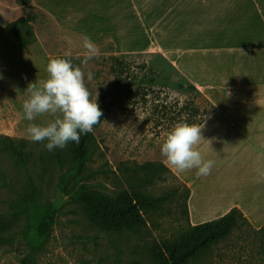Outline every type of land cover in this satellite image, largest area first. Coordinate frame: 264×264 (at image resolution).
Segmentation results:
<instances>
[{
    "label": "rangeland",
    "instance_id": "rangeland-1",
    "mask_svg": "<svg viewBox=\"0 0 264 264\" xmlns=\"http://www.w3.org/2000/svg\"><path fill=\"white\" fill-rule=\"evenodd\" d=\"M124 3L129 1L0 0V22L34 17L30 29H25L31 40L28 49L0 36V139H11L28 157L25 166H18L10 153L0 149V215L12 223L0 237V264H153L150 250L155 243L175 240L190 226L224 216L223 208L233 200L248 201L254 215H264V39L236 45L221 40L211 45L202 41L200 28L192 33V26L167 23L162 30L163 50L148 48L122 55L111 42L96 45L98 58L84 68L85 74H94L91 81L85 80L86 86L98 105L116 103L94 132L89 160L79 171L67 158L59 165L52 153L48 155L46 142L29 138V124H44L53 117L24 119L22 106L30 96L28 86L48 78L50 58L72 57L76 65L80 64L76 57L83 59V38L61 28L56 19L67 28L76 26L88 32L96 43L116 37L123 49H141L151 43L153 35L138 16L128 14L129 4ZM112 18L114 29L107 24ZM127 22L129 29L135 23L130 33L124 30ZM255 27L264 34V24ZM65 36L72 40L71 45ZM238 50L256 52L255 57L245 58L250 65L241 69V79L251 80L246 83L248 88L236 87L238 80L230 84L223 79L225 74H233V66L238 64L233 52ZM117 60L125 66L120 67ZM206 63L210 64L204 69ZM227 63L232 66L226 67ZM139 86L158 94H151L148 104L141 100L124 104L123 92ZM193 98L207 118L219 108L218 115L201 126L204 139L198 148L205 160L215 162L211 174L202 177L195 169L180 171L169 164L161 146L176 124L158 123L152 116L151 101L183 104ZM230 146L234 151H227ZM148 163L165 164L172 171L150 184L140 170ZM31 184L41 205L55 207L54 223L43 239L32 229L27 203ZM83 185L112 197L124 190H138L152 198L170 195V200L144 213L145 227L107 232L93 225L73 200L74 192ZM189 264H264V229H256L246 217L240 219L225 240Z\"/></svg>",
    "mask_w": 264,
    "mask_h": 264
},
{
    "label": "trees",
    "instance_id": "trees-1",
    "mask_svg": "<svg viewBox=\"0 0 264 264\" xmlns=\"http://www.w3.org/2000/svg\"><path fill=\"white\" fill-rule=\"evenodd\" d=\"M33 21L34 17H21L13 22H0V36H8L21 48L28 49L31 40L25 29H30V23ZM59 57L71 58L74 64L76 62L72 57ZM117 64L120 67L125 66L120 60H117ZM196 89L197 87L192 84V90ZM123 94V102L129 106L131 104L135 105L140 100L148 104L150 101L148 97L151 94H158V92L145 86H139L135 89L125 90ZM151 102L153 104L152 116L158 123L164 121L175 125L178 122H183L201 127L208 116L198 108L196 98L187 100L183 104L178 101L173 104L166 103L163 99ZM113 103H116V100L99 105L103 112L100 122L94 126L92 132L87 135L82 134L78 144L69 142L64 149L57 148L56 151H48V155L52 153L51 158L59 165H62L64 159L67 158L73 164L74 170L79 171L89 160L92 153L91 146L95 142L94 132L99 129L105 120ZM0 149L10 153L18 166L26 165L27 155L18 149L11 139L1 138ZM140 170L150 179L148 182L150 184L166 171H172L165 164L152 163L144 164L140 167ZM190 193L191 190L189 189L187 200L190 198ZM28 194L27 203L33 224V232L39 238H46L54 223L55 207L51 204L41 205L37 200L32 184ZM73 200L81 207L93 225L107 232L115 233L134 231L145 227L147 222L144 213L162 207L170 200V195L152 198L138 190H124L116 197H112L93 191L88 186L83 185L76 189ZM240 219H245V216L240 209L235 207L218 219L190 226L175 240H162L160 243H155L150 250L153 264H189L190 260L206 254L214 245L225 240L237 227ZM11 227V221L0 215V237L8 232ZM263 229L264 227L260 231Z\"/></svg>",
    "mask_w": 264,
    "mask_h": 264
},
{
    "label": "clouds",
    "instance_id": "clouds-1",
    "mask_svg": "<svg viewBox=\"0 0 264 264\" xmlns=\"http://www.w3.org/2000/svg\"><path fill=\"white\" fill-rule=\"evenodd\" d=\"M64 39L72 44L69 37ZM82 48L83 59L76 57L80 59L79 65L71 58H50L46 67L48 78L39 85L31 83L26 89L30 96L22 106L24 119L35 121L45 115L53 117L47 123H31L27 127L31 141L46 142L48 151L64 149L69 142L78 144L81 135L92 132L103 116L85 82L86 79L91 81L94 74L84 71L89 61L98 58L99 50L88 36L83 37ZM201 131L202 127L177 123L162 144L161 154L180 171L195 169L198 177L210 175L215 162L205 160L198 148L203 138Z\"/></svg>",
    "mask_w": 264,
    "mask_h": 264
},
{
    "label": "crops",
    "instance_id": "crops-1",
    "mask_svg": "<svg viewBox=\"0 0 264 264\" xmlns=\"http://www.w3.org/2000/svg\"><path fill=\"white\" fill-rule=\"evenodd\" d=\"M128 1L129 3H124L129 4L127 11L128 14L138 16V19L143 24V26L149 29L153 35L151 43H148L141 49H135L134 47L123 49L117 42L116 37H109L105 42L100 44L96 43V39L90 36L92 42L95 45L98 46L111 42L113 43L117 52L122 53V55L142 53L148 48L163 50L166 46L164 47L161 41L163 32L162 30L163 25L167 23L192 26V33L195 32L197 28H200L202 31V41H209L211 45L214 44L215 41L221 40L231 41L234 42V45H236V43L241 41L249 42L253 40L264 39V34L261 33L262 30L255 27L256 24H264V0H127V2ZM56 20L61 28L70 31L81 38L90 35L88 32L76 26L67 28L62 21L58 19ZM124 23L125 22L122 19V25ZM129 23L130 22H127L126 24L128 25V29L127 27L124 29L126 33H130L132 30H134L133 25H135V23L131 24V31L129 29ZM107 24L112 29H114L113 18L108 19ZM157 30H160V32L157 33ZM143 31H145V28ZM247 31L254 33H252L250 36L240 34ZM233 53L234 57L238 56V64L233 66V70L231 71L233 73L232 75L225 74L227 72L225 69V73L223 72L222 74H225L226 76L223 79L230 84H234L235 80H238L239 86L236 87L248 88V84L246 83H251V80L246 79L245 76H242L241 79V69H244L245 66L250 65V62H245V58L249 55L255 57L256 52L255 50H238L234 51ZM174 63L178 67H182L178 62ZM208 64L210 63L204 64L203 68L205 69ZM227 64H225L226 67L232 66L229 63ZM231 87L232 86L229 88ZM218 111L219 108L217 112ZM217 112L211 114L205 123L211 121L215 116H217ZM230 143L234 144V142ZM227 151H234L233 147L230 146ZM187 182L189 185H191L189 180ZM191 187L194 191L195 189L193 185H191ZM194 196L195 192L191 200L194 199ZM235 207L243 212L245 217L256 229H261L264 227V215H254L252 213L251 204L248 201L244 202L243 200H233L229 206L223 208L224 213L227 214Z\"/></svg>",
    "mask_w": 264,
    "mask_h": 264
}]
</instances>
